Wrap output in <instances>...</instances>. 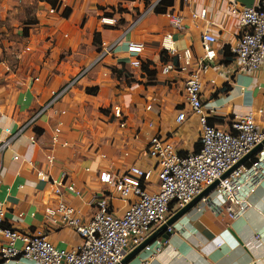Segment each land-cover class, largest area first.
I'll return each instance as SVG.
<instances>
[{
    "label": "crops",
    "instance_id": "crops-1",
    "mask_svg": "<svg viewBox=\"0 0 264 264\" xmlns=\"http://www.w3.org/2000/svg\"><path fill=\"white\" fill-rule=\"evenodd\" d=\"M53 1L62 11L70 9L67 17L50 14V0H1L2 6L13 11L19 3L20 9H30L35 22L29 24L21 44L31 50H19L15 71L0 80V144L9 140L0 150V208L4 226L25 233L44 232L56 247L69 248L79 244L80 237L59 217L51 221L46 215L45 207H53L56 198L38 177L39 171L51 178L67 174L81 195L64 192L62 198L85 222L95 212L92 198L112 190L100 182V172L117 174L131 163L153 164L138 155L152 134L158 131L170 137L181 152L196 148L201 127L189 112L184 76L161 72L165 63L178 62L163 49L164 34H171L178 53L191 50V69H197L203 55L202 33L208 30L216 37L215 57L201 73V98L211 125L226 128L234 115L252 112L264 127V66L246 72L227 52L240 34L239 14L230 11V4L244 6L240 0H172L166 11L182 17L179 26L166 11L144 14L156 0ZM252 4L264 6V0H252ZM202 9L205 18L199 17ZM102 17L115 22L105 24ZM133 22L134 27L126 32ZM130 40L144 43L140 60L148 63L152 78L141 67L130 66L134 58L126 47ZM115 41L114 48L97 60L100 43ZM86 67L89 70L69 91L29 122L54 92ZM112 67L131 75L116 77ZM114 106L121 108L126 127L121 128L112 115ZM180 109L187 117L177 124L175 115ZM263 148L264 144L251 156H264ZM214 200L209 195L194 203L174 223L162 251L150 256L149 264H264V177L249 196V207L233 219ZM111 205L117 214L125 208L118 197L111 199ZM148 256V251H141L129 264ZM0 264L35 263L20 258L0 260Z\"/></svg>",
    "mask_w": 264,
    "mask_h": 264
},
{
    "label": "built area",
    "instance_id": "built-area-1",
    "mask_svg": "<svg viewBox=\"0 0 264 264\" xmlns=\"http://www.w3.org/2000/svg\"><path fill=\"white\" fill-rule=\"evenodd\" d=\"M159 1L156 0L146 8L144 14L154 10ZM230 11L239 14L240 34L229 45V52L242 70L257 71L264 66V6L239 7L232 2ZM57 12L61 13L62 8H49L50 14ZM164 14L175 26L181 24L180 15L170 11ZM205 16L206 10L202 9L199 17ZM101 21L105 24L115 22L110 17H102ZM135 23L129 25L126 32ZM215 41L216 37L208 30L202 33L203 55L199 58L197 69H191V50L188 48L178 53L170 33L164 34L161 41L163 49L178 60L177 64L165 63L161 72L166 75L177 72L184 76L183 87L189 112L198 118L201 127L199 149L181 152L170 137L155 132L138 153L140 157L152 160V165L142 167L131 163L121 173L100 172V182L112 190L106 189L92 198L95 212L85 222L82 221L79 211L62 198L64 192L81 195V190L67 180V174L61 173L60 177L51 178L39 171L38 177L47 182L56 198L53 207H45L46 215L51 221H56L59 217L60 223L71 227L79 235L80 243L69 248H59L44 232L25 233L4 226V210L0 208L1 261L22 258L35 264H121L128 253L146 241L172 215L215 181L217 184L209 195H214V205L224 211L229 219L241 215L249 207V196L264 177V156L243 159L257 145H263L264 127L258 125L252 112L234 115L226 128L208 123L201 98V73L208 67L207 61L215 57ZM116 43L101 42L97 60L104 58ZM126 47L134 55L130 66L140 68V54L144 43L130 40ZM22 48L26 52L31 50L28 45ZM16 57L18 58L17 55ZM15 69L16 66L12 68L5 60H0V80ZM88 70L89 67L82 69L60 91L54 92L51 100L29 122L42 114L59 96L69 91ZM153 100L151 98L150 102ZM151 107L152 103L146 109ZM112 115L118 118L121 128L126 127L120 107L114 106ZM186 117V112L180 109L176 112L175 122L180 124ZM149 126L152 124L149 123ZM129 131L136 135L135 129L130 128ZM8 141L7 139L0 144V150ZM48 161L52 162V159L49 157ZM113 197H118L125 204L120 214L115 213L112 208ZM173 231L174 224L165 228V232ZM17 241H20V246H16ZM165 242V238L158 236L146 244L142 251H148L149 256L141 259L138 264H149L150 256L161 252Z\"/></svg>",
    "mask_w": 264,
    "mask_h": 264
},
{
    "label": "rangeland",
    "instance_id": "rangeland-1",
    "mask_svg": "<svg viewBox=\"0 0 264 264\" xmlns=\"http://www.w3.org/2000/svg\"><path fill=\"white\" fill-rule=\"evenodd\" d=\"M19 6L13 11L2 6L0 0V60H5L12 68L18 65L16 55L22 49V38L26 36L24 31L35 22L30 9H20Z\"/></svg>",
    "mask_w": 264,
    "mask_h": 264
},
{
    "label": "water",
    "instance_id": "water-1",
    "mask_svg": "<svg viewBox=\"0 0 264 264\" xmlns=\"http://www.w3.org/2000/svg\"><path fill=\"white\" fill-rule=\"evenodd\" d=\"M241 2H243V5L245 7H250L252 6V0H240ZM264 144V143H263ZM262 145H257L243 160H245L246 158H248L249 156L253 155L254 152L258 151L261 148ZM217 181H215L214 183H212L211 185H209L208 187H206L205 189H203L198 195H196L194 197V199L189 202L188 204H186L184 207H182L180 210H178L174 215H172L167 221L166 223H164L163 225H161L146 241H144L142 244H140L138 247H136L134 250H132L130 253H128L121 261L122 263H129L135 256H137L143 249V247L148 244L151 243L156 237L158 236H162L163 238L167 239V237L170 235L171 232H165V228L168 225H172L174 224L180 217H182L188 210L189 208L196 203L197 201H199L201 198L209 195V193L214 189V187L216 186Z\"/></svg>",
    "mask_w": 264,
    "mask_h": 264
},
{
    "label": "trees",
    "instance_id": "trees-1",
    "mask_svg": "<svg viewBox=\"0 0 264 264\" xmlns=\"http://www.w3.org/2000/svg\"><path fill=\"white\" fill-rule=\"evenodd\" d=\"M50 3H52V6H55L56 5V1H53V0H50ZM172 3V0H160L158 2V4L155 6L154 8V11L157 12V13H164L166 11V7L169 6L170 4ZM70 12V9L69 8H64V10L61 12V16H64V17H67L68 14ZM27 29L24 31V34L27 36L28 33H27ZM227 52L229 53V55H231V53L229 52V48L227 47ZM228 59H226L227 61ZM148 63L146 62H141V69L143 71H145L151 78H152V71H149L148 70ZM111 71L112 73L116 76V77H120L121 74L123 73V70L122 69H117L115 67H112L111 68ZM125 76H130L131 74L130 73H123ZM88 92H91V89H87ZM199 145H200V142L198 141L197 142V145H196V148H195V151H197L199 149Z\"/></svg>",
    "mask_w": 264,
    "mask_h": 264
}]
</instances>
